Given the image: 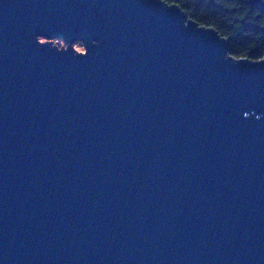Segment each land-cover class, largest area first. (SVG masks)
I'll list each match as a JSON object with an SVG mask.
<instances>
[{"label":"water","instance_id":"95a60500","mask_svg":"<svg viewBox=\"0 0 264 264\" xmlns=\"http://www.w3.org/2000/svg\"><path fill=\"white\" fill-rule=\"evenodd\" d=\"M230 50L162 0H0V264H264V58Z\"/></svg>","mask_w":264,"mask_h":264},{"label":"trees","instance_id":"16d2710c","mask_svg":"<svg viewBox=\"0 0 264 264\" xmlns=\"http://www.w3.org/2000/svg\"><path fill=\"white\" fill-rule=\"evenodd\" d=\"M178 5L188 20L214 29L236 59L264 58V0H162Z\"/></svg>","mask_w":264,"mask_h":264},{"label":"rangeland","instance_id":"374dc122","mask_svg":"<svg viewBox=\"0 0 264 264\" xmlns=\"http://www.w3.org/2000/svg\"><path fill=\"white\" fill-rule=\"evenodd\" d=\"M41 41L45 42L44 39H41ZM54 44H56L59 48H62V47H66L65 43L60 40V39H55L54 40ZM73 47L75 48V50H77L78 52H85V47L83 44H80L78 42H76Z\"/></svg>","mask_w":264,"mask_h":264},{"label":"flooded vegetation","instance_id":"af4514ba","mask_svg":"<svg viewBox=\"0 0 264 264\" xmlns=\"http://www.w3.org/2000/svg\"><path fill=\"white\" fill-rule=\"evenodd\" d=\"M78 43L82 44L81 42H78Z\"/></svg>","mask_w":264,"mask_h":264}]
</instances>
